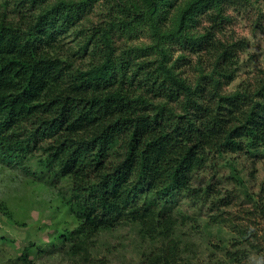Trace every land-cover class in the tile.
Returning <instances> with one entry per match:
<instances>
[{
  "label": "trees",
  "instance_id": "16d2710c",
  "mask_svg": "<svg viewBox=\"0 0 264 264\" xmlns=\"http://www.w3.org/2000/svg\"><path fill=\"white\" fill-rule=\"evenodd\" d=\"M100 2L105 21L86 23ZM230 5L0 0V163L50 190L65 188L57 194L77 225L53 240L71 258L88 263L94 238L131 224L141 247L149 244L136 264H189L177 236L179 204L194 206L213 190L211 182L192 187L193 176L226 156L264 157V72L225 90L246 48L218 37ZM204 20L212 25L199 28ZM140 35L148 42L120 45ZM226 164L227 178L241 184ZM226 204L212 205L210 220L233 232L229 262L255 253L264 264V237L252 225L264 207L229 225L219 211ZM0 214L7 217L3 205ZM33 245L17 261L32 264Z\"/></svg>",
  "mask_w": 264,
  "mask_h": 264
},
{
  "label": "rangeland",
  "instance_id": "374dc122",
  "mask_svg": "<svg viewBox=\"0 0 264 264\" xmlns=\"http://www.w3.org/2000/svg\"><path fill=\"white\" fill-rule=\"evenodd\" d=\"M106 12L105 5L100 2L88 16L86 23L105 21ZM224 17L218 37L229 43L243 41L246 44L237 61V76L225 88L232 92L242 84L252 83L264 72V34L255 24L258 20L261 25L264 24V0H235V5H230L225 10ZM210 25L212 23L204 20L199 28ZM67 41L69 47L73 45ZM125 42L140 45L147 43L148 39L146 35H140L127 41L122 39L120 45ZM258 157L259 159H250L246 156H226L217 161L216 168L211 170L208 166L193 176L192 187H205L211 182L213 190L205 200L194 206L185 199H181L179 204L181 212L177 216L180 227L177 236L190 250L185 254L189 264H231L227 253L234 251L231 248L233 232L227 226L211 221L210 212L212 205L227 203L219 211H224V217L230 225L233 222L246 223L255 207H264V157ZM227 162L233 163L241 184L227 178L230 173ZM60 189L63 191L65 188L58 185L50 190L21 170L5 167L0 163V207L5 206L7 215L4 217L0 214V264H21L17 259L23 248L32 242L34 245L28 255L32 264L137 263L138 252L143 247L148 248L149 244L143 243L141 247L137 228L131 224H121L117 229L104 231L94 238L88 263L66 254L67 244H57L53 237L60 231L72 230L77 222L57 194ZM64 193L65 191L60 192V195ZM181 214L189 218L179 217ZM181 222L184 224L180 225ZM252 222L254 231L259 237H264V215H254ZM237 250L247 251V248L240 246ZM260 258L258 254L249 253L241 264H260Z\"/></svg>",
  "mask_w": 264,
  "mask_h": 264
}]
</instances>
